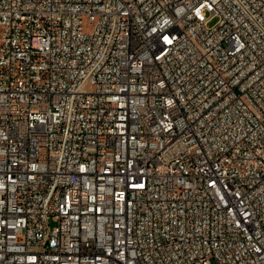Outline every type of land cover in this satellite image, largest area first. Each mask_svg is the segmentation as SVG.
Segmentation results:
<instances>
[{"label":"built area","instance_id":"2783aa9c","mask_svg":"<svg viewBox=\"0 0 264 264\" xmlns=\"http://www.w3.org/2000/svg\"><path fill=\"white\" fill-rule=\"evenodd\" d=\"M0 264H264V0H0Z\"/></svg>","mask_w":264,"mask_h":264}]
</instances>
